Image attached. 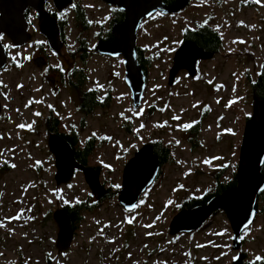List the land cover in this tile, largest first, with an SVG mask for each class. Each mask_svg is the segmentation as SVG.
<instances>
[{
	"label": "rangeland",
	"instance_id": "374dc122",
	"mask_svg": "<svg viewBox=\"0 0 264 264\" xmlns=\"http://www.w3.org/2000/svg\"><path fill=\"white\" fill-rule=\"evenodd\" d=\"M76 2L87 11L91 27L81 34L94 50L80 91L95 89L100 98L107 94L112 98L108 107L91 115L82 118L76 109L75 88L56 99L50 74L31 60L34 39L16 48L1 36L9 62L0 71V264H232L239 253L246 263L264 264L256 261L257 256L264 257V198L238 251L232 248L233 232L224 212L215 214L203 229L169 234L184 197L206 193L216 169L225 168L223 178L237 170L245 124L252 114L251 81L264 61V0H191L178 14L157 13L146 19L137 42L152 62L139 109L133 107L124 79V59L95 50L98 34L110 31L112 7L102 0ZM49 5L54 8L52 0ZM65 11L69 47L63 50V59L53 56L55 64L64 59L74 63L76 45L75 54L79 52L75 41L80 30L75 28L72 8ZM201 23L218 30L222 47L214 58L199 63L196 77L182 71L171 86L169 71L182 33ZM36 36L41 38L40 32ZM52 110L60 116V132L74 129L81 141L95 137L89 166L100 168L102 182L114 192L84 212L72 246L62 252L54 212L64 205L100 200L79 170L69 183L56 184L55 158L48 146L51 132L45 121L53 118L47 117ZM198 121L201 132L194 147L188 128ZM156 140L168 144L173 156L138 208L126 211L118 204L124 168L135 152Z\"/></svg>",
	"mask_w": 264,
	"mask_h": 264
},
{
	"label": "water",
	"instance_id": "95a60500",
	"mask_svg": "<svg viewBox=\"0 0 264 264\" xmlns=\"http://www.w3.org/2000/svg\"><path fill=\"white\" fill-rule=\"evenodd\" d=\"M109 6L125 13L122 22H114L111 42L99 40L95 50L113 58L124 57L126 68L125 82L132 95L133 107H141L148 87V75L138 57V34L145 19L156 13L177 14L184 10L191 0H175L167 4L164 0H102ZM59 12L74 3V0H53ZM46 0H0V71L8 63V51L3 45L4 34L15 47L28 44L33 35L28 30L25 11L33 8L39 13V28L50 46L62 53L63 41L57 18L45 9ZM215 51L206 50L193 40H185L175 51L173 65L169 71V85H174L177 76L187 71L191 77L199 73V61L210 60ZM35 63L42 67L41 59ZM2 104L0 102V114ZM49 150L55 157L56 184L70 182L77 170L84 173L86 182L99 199L106 197L109 190L103 185L100 174L94 167L82 165L75 156L72 144L63 136L52 133L48 140ZM264 100L253 95L252 116L246 121L243 140L240 147L237 185L221 194L212 196L207 203L179 210L169 227L172 236L180 233H192L218 211H223L232 228L233 250L243 246L242 234L250 228L258 215L259 198L264 193ZM162 169L160 156L154 145L149 143L135 152L123 171L122 188L118 203L124 210L132 212L138 207L144 193L159 177ZM59 226L57 247L59 252L68 250L75 238L72 217L65 208L57 209L53 214ZM232 264H247L245 255L239 253Z\"/></svg>",
	"mask_w": 264,
	"mask_h": 264
},
{
	"label": "trees",
	"instance_id": "16d2710c",
	"mask_svg": "<svg viewBox=\"0 0 264 264\" xmlns=\"http://www.w3.org/2000/svg\"><path fill=\"white\" fill-rule=\"evenodd\" d=\"M167 4L174 3L175 0H164ZM73 14L75 18V22L77 23L78 28L80 29V35H78L80 40L79 48L84 53V62L88 61L90 58V47L89 43L86 38H83L82 34L85 30H88L91 27V22L88 19L87 11L79 2L76 3ZM125 13L118 9V8H112V19L111 23L114 21L122 22L124 19ZM101 38H103L106 42L112 41L113 35L110 31H108L106 34L100 33ZM183 36L185 39H191L196 41L201 47H204L207 50H213L216 53L220 51V48L222 47L223 41L220 33L218 30L214 29L212 26H210L208 23H202L197 27L195 30L187 29L185 32H183ZM80 50V51H81ZM93 51V50H92ZM146 48H143L141 46H138V57L140 60L141 65L143 66L144 70L147 74H149V69L151 67V59L149 57H146ZM87 71L85 67V81L87 78ZM76 89L80 91V88L78 85H75ZM251 87L253 90V93H255L260 99L264 100V61L262 63L261 69L258 71L256 77L254 80L251 81ZM81 92V91H80ZM81 109L83 110L84 114L86 116L91 115L94 110L97 108H105L108 107L111 103V94H107L106 96H103L101 98L99 97V92L97 90H92L86 93H81ZM249 118V116H248ZM46 127L49 132L55 131L60 133L64 138H66L75 148V155L79 163L84 165H89L90 159L94 153V150L96 148V142L95 137L87 138L85 141H81V138L77 131L74 129L71 130L68 133H62L60 132V120L54 119V118H47L46 120ZM201 132V124L200 122H196L190 125L188 128V134L190 136V140L193 142L194 147L196 144H198L199 140V134ZM155 147V152L160 156L161 162H162V169L168 164V162L171 160L173 154H172V148L168 146V144L164 143L161 140H156L150 142ZM98 170L99 168L96 167ZM225 168H219L212 172V187L206 191L203 195L194 196V197H184L182 200L180 206L178 208H189L193 207L198 204H205L207 201L214 195L221 194L226 189L232 188L236 186L237 179H236V171L232 173V176L230 178H223ZM163 170L159 178L157 179L156 184H158L162 178ZM263 175H264V166H263ZM114 195V192H110L108 195L109 197ZM107 196V197H108ZM264 198V193L260 196V200ZM102 201L100 200L97 203L91 204L88 202H78L74 205H64L63 208H65L69 214L72 217V221L74 224V228L78 230L79 224L81 223L83 219V214L86 211H90L94 206H98ZM260 203V201H259ZM261 209L258 211V215L260 214ZM213 217H211L206 224L201 228L203 229L205 226L208 225L212 221ZM247 264H255V262L250 263L247 262Z\"/></svg>",
	"mask_w": 264,
	"mask_h": 264
},
{
	"label": "flooded vegetation",
	"instance_id": "af4514ba",
	"mask_svg": "<svg viewBox=\"0 0 264 264\" xmlns=\"http://www.w3.org/2000/svg\"><path fill=\"white\" fill-rule=\"evenodd\" d=\"M45 5H46V9L53 16H55L58 19V23H59V26L61 28V40L63 41L62 53H57L55 50H53V48L48 43L47 38L44 35H42V33L40 32L39 15H38L37 11H35L32 8H28L25 11V17H26V20L28 22V30L33 35L34 48H35V51H34L35 53L33 54L31 60L35 63L36 59H38V58L41 59L43 66L40 67L36 63H35V65L38 67L39 70L43 71L44 74H50L49 80L56 87V89L51 88V91L54 94V96L56 97V99L59 100V99L63 98L64 95L68 94V91L66 89L74 90V88L76 89L75 85H78L79 88L84 87V85H85L84 53L79 48V45H80L79 44L80 43L79 37H76L75 43L78 44V51L79 52H78V54H75V53H77V45H76V48H75L76 50H74L72 52V55L75 57L74 61L77 63H75V62L72 63L70 61L71 59H69V62H68V59H64V60L58 62V64H55V61H53V56L54 57L59 56L61 59H63V57H62L63 50H65L67 47H69V42H68V37H67V33H68L67 26L69 25V21L67 19L63 18L66 11H63L61 13V12L56 11V9L51 8L49 5V0L46 1ZM75 5H76V0H75L74 5L71 7L72 11H73ZM77 27H78L77 23L75 22V28H77ZM191 29L195 30V29H197V26L194 28H191ZM37 31L40 32L41 38H37V36H36ZM98 40H104V39L101 38V36L98 34ZM184 40H185V37L182 36V41H184ZM29 43H33V41H30ZM27 45H25V46H27ZM25 46H22L20 48H23ZM65 68L68 69L67 72H66V70H64ZM64 91H66V93H64ZM78 93H79L78 94L79 95V102H78L79 104H77L76 109H78L79 114H81L82 118H84V112L81 109V105H80V103H81L80 95H81V93H83V91H81V92L79 91ZM53 113L56 114V112H54L53 110L50 111L48 113L47 117L52 116L54 119L60 120V116L59 115L56 116Z\"/></svg>",
	"mask_w": 264,
	"mask_h": 264
},
{
	"label": "snow or ice",
	"instance_id": "6c2138e0",
	"mask_svg": "<svg viewBox=\"0 0 264 264\" xmlns=\"http://www.w3.org/2000/svg\"><path fill=\"white\" fill-rule=\"evenodd\" d=\"M257 2H259V0H257ZM177 119H178V117H177ZM20 127H23V125H21ZM186 127H188V126H186ZM13 167H14V165H13ZM16 218H19V217H16ZM129 222H131V221H129ZM256 261H264V257L257 256Z\"/></svg>",
	"mask_w": 264,
	"mask_h": 264
}]
</instances>
